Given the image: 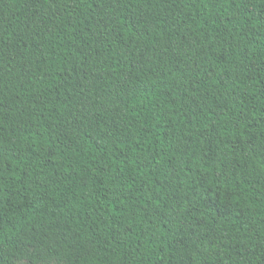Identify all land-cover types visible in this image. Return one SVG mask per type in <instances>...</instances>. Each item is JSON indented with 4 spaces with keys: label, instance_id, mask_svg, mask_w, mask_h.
<instances>
[{
    "label": "trees",
    "instance_id": "16d2710c",
    "mask_svg": "<svg viewBox=\"0 0 264 264\" xmlns=\"http://www.w3.org/2000/svg\"><path fill=\"white\" fill-rule=\"evenodd\" d=\"M264 264V0H0V264Z\"/></svg>",
    "mask_w": 264,
    "mask_h": 264
},
{
    "label": "rangeland",
    "instance_id": "374dc122",
    "mask_svg": "<svg viewBox=\"0 0 264 264\" xmlns=\"http://www.w3.org/2000/svg\"><path fill=\"white\" fill-rule=\"evenodd\" d=\"M52 264H60L58 261H54Z\"/></svg>",
    "mask_w": 264,
    "mask_h": 264
}]
</instances>
